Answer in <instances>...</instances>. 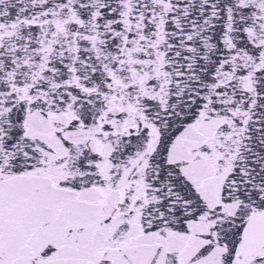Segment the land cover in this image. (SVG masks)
Instances as JSON below:
<instances>
[{"label": "snow or ice", "instance_id": "6c2138e0", "mask_svg": "<svg viewBox=\"0 0 264 264\" xmlns=\"http://www.w3.org/2000/svg\"><path fill=\"white\" fill-rule=\"evenodd\" d=\"M0 264H264V0H0Z\"/></svg>", "mask_w": 264, "mask_h": 264}]
</instances>
